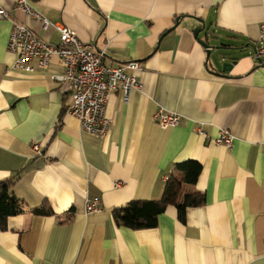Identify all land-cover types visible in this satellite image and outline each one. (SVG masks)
Instances as JSON below:
<instances>
[{"label":"crops","instance_id":"obj_1","mask_svg":"<svg viewBox=\"0 0 264 264\" xmlns=\"http://www.w3.org/2000/svg\"><path fill=\"white\" fill-rule=\"evenodd\" d=\"M15 2L0 0L42 40L58 43L53 24H64L104 51L107 66L141 61L142 88L128 101L112 93L109 131L91 134L67 112L69 84L54 78L62 58L15 68L12 22H0V182L15 179L10 193L24 210L0 229V264H264V58L255 56L264 0H31L47 29ZM199 19L200 39L212 32V45L234 50L208 54L194 33ZM160 107L180 122L163 128ZM221 129L232 147L214 141ZM189 159L202 171L183 190L206 202L188 207L185 222L175 205L153 228L115 222L114 209L160 199L175 164ZM94 198L101 210L87 212Z\"/></svg>","mask_w":264,"mask_h":264},{"label":"built area","instance_id":"obj_2","mask_svg":"<svg viewBox=\"0 0 264 264\" xmlns=\"http://www.w3.org/2000/svg\"><path fill=\"white\" fill-rule=\"evenodd\" d=\"M15 5L26 15L41 22L44 29L52 23L36 8L31 0H15ZM4 19L12 22L8 39V50L16 54L15 68L32 71L34 59L38 60L37 67L45 68L53 56H59L66 66L65 72L54 75L62 83L69 84L72 91V102L67 112L78 118L82 128L94 135H104L109 131L112 119L107 112V105L112 93L121 91L124 100L128 101L132 89H141L137 72L142 69V62L130 60L116 66L105 64V52L96 50L90 43L83 42L72 28L54 23L59 32L58 43L47 42L39 38L37 33L25 23L12 19L11 12L0 4V22ZM261 40H264V22L261 25ZM256 58H264V44L257 47ZM155 120L163 127L176 126L181 115L160 107L155 113ZM204 133L202 127H198ZM235 136L228 129H221L214 141L218 144L232 147ZM34 148L41 153L38 143ZM116 185H121L117 182ZM101 200L91 199L86 204L87 212L101 210Z\"/></svg>","mask_w":264,"mask_h":264},{"label":"trees","instance_id":"obj_3","mask_svg":"<svg viewBox=\"0 0 264 264\" xmlns=\"http://www.w3.org/2000/svg\"><path fill=\"white\" fill-rule=\"evenodd\" d=\"M202 171L198 160L189 159L175 164L174 172L166 181L163 195L160 199L133 200L126 205L113 210V217L118 225L132 229L153 228L158 223V217L169 205H175L178 217L186 220V209L205 204L204 192H185L184 185H194ZM177 173V174H175ZM15 179L0 182V229H6L8 217L21 214L24 210L17 199L10 193ZM37 214H52L50 210L36 208Z\"/></svg>","mask_w":264,"mask_h":264},{"label":"water","instance_id":"obj_4","mask_svg":"<svg viewBox=\"0 0 264 264\" xmlns=\"http://www.w3.org/2000/svg\"><path fill=\"white\" fill-rule=\"evenodd\" d=\"M200 22H201V25L195 29L194 33L195 35L199 38V35L205 30V23L202 19H199ZM215 39V36H214V33L212 32H206L205 35H204V38L203 39H200V42L203 44L204 47H206V49L208 50V54L211 53L212 50H220V51H223V50H234V47H230V46H227L225 44H219V45H212L211 41ZM223 54V53H222ZM233 65V61L232 62H225L223 64V71H229L230 70V67Z\"/></svg>","mask_w":264,"mask_h":264}]
</instances>
